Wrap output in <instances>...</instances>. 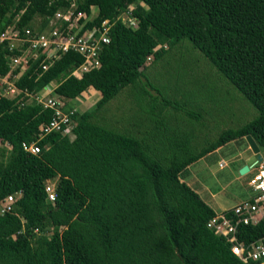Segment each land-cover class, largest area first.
I'll list each match as a JSON object with an SVG mask.
<instances>
[{"label":"trees","instance_id":"trees-1","mask_svg":"<svg viewBox=\"0 0 264 264\" xmlns=\"http://www.w3.org/2000/svg\"><path fill=\"white\" fill-rule=\"evenodd\" d=\"M71 1L74 12L96 9L86 25L110 23L99 67L70 76L82 57L67 51L38 77V60L29 61L15 85L36 91L54 81L53 94L63 102L89 87L99 97L92 110L74 112L68 132L37 139L52 110L0 96V201L18 193L0 214V264H259L241 262L205 227L214 212L182 171L245 135L264 148V0H0V22L18 14V26L39 19L42 28ZM183 39L256 110L250 121L196 150L191 133L161 147L158 138L150 144L94 121L95 111L123 87L135 90L143 57L159 59L165 49L158 45ZM12 52L0 45V75ZM22 141H35L39 151H23ZM263 235L264 216L240 225L237 239L248 244Z\"/></svg>","mask_w":264,"mask_h":264},{"label":"rangeland","instance_id":"rangeland-1","mask_svg":"<svg viewBox=\"0 0 264 264\" xmlns=\"http://www.w3.org/2000/svg\"><path fill=\"white\" fill-rule=\"evenodd\" d=\"M160 46L165 49L161 58L153 60L152 54L143 57L144 76L135 90L128 85L123 87L95 111L94 121L140 139L147 138L150 144L158 138L161 147L181 139L172 136L191 133V143L196 147L191 146L196 150L213 141L222 130L237 128L256 115L250 103L188 40L174 44L164 41L157 47ZM55 85L54 81L49 82L46 88ZM98 97L97 91L89 89L68 99L63 107L75 108L78 113L90 111ZM245 148L248 145L244 138L228 141L189 164L182 177L194 187L211 191L222 186L217 197L220 203L227 205L245 198L246 179L238 172L246 157L241 154ZM258 152L264 160V148L260 147ZM248 154L254 158L251 151ZM248 161L249 167L252 162Z\"/></svg>","mask_w":264,"mask_h":264},{"label":"built area","instance_id":"built-area-1","mask_svg":"<svg viewBox=\"0 0 264 264\" xmlns=\"http://www.w3.org/2000/svg\"><path fill=\"white\" fill-rule=\"evenodd\" d=\"M74 10L75 5L71 1L64 10L57 9L48 16L42 28L38 25L39 19L32 22L31 27L18 26V14L8 23L0 22V45L9 52L16 51L8 54L9 68L0 75V96L14 99L20 106L36 103L52 110L50 119L38 126L37 139L51 131L68 132L74 124L72 116L76 109L64 108L65 102L53 94L54 87L49 89L44 85L40 90L28 91L17 87L15 80L28 68L29 61L38 60V77L67 51H74L82 57L81 62L68 72L70 76L80 78L83 73L99 67V52L109 41L110 23L107 19L101 20L98 25H86L96 11L92 14V7L88 14ZM20 146L31 154L39 151L35 141H22ZM243 174H248L247 197L227 210L214 213L205 222V227L222 238L229 245L230 252L241 262L250 260L264 264V235L248 244L237 239L240 225L254 224L264 216V160H254ZM44 191L46 198L52 201L54 190L51 182L45 184ZM17 196L18 193L9 194L0 201V214L10 210Z\"/></svg>","mask_w":264,"mask_h":264},{"label":"crops","instance_id":"crops-1","mask_svg":"<svg viewBox=\"0 0 264 264\" xmlns=\"http://www.w3.org/2000/svg\"><path fill=\"white\" fill-rule=\"evenodd\" d=\"M93 9V12H94V7H92ZM89 89H92L91 87H89L88 89L82 91L81 93L89 90ZM93 91H95L94 89H92ZM80 93V94H81ZM258 147V146H257ZM247 149L248 148H245V149H242L241 151V154L245 155L246 157L243 158L244 162L241 163V165L239 166V168L243 165H246L248 164V159L251 160V162H253L255 160V155H254V158L251 157L250 154L247 153ZM215 150V149H214ZM258 151H259V147H258ZM247 153V154H246ZM262 158V157H261ZM191 164V163H190ZM188 166H186L185 169H188ZM185 172V170L183 171ZM184 176V174H183ZM238 175H236L234 178L237 179ZM244 177V180L246 179V175L243 176ZM183 181L192 189L194 190L198 197L214 212V213H218V212H222L224 210H227L229 209L232 205H234L235 203H237L238 201H240L241 199H243L244 197H242L241 199H239L238 201L234 200L233 203H230V204H224L223 203H220L217 199L218 195L220 194L221 190H222V186L219 187L218 186V189H216L215 191H211L209 190L208 188L206 189L205 187H194L193 185H191V183L187 182L186 179H183ZM230 199V198H229Z\"/></svg>","mask_w":264,"mask_h":264},{"label":"water","instance_id":"water-1","mask_svg":"<svg viewBox=\"0 0 264 264\" xmlns=\"http://www.w3.org/2000/svg\"><path fill=\"white\" fill-rule=\"evenodd\" d=\"M244 139L248 145V149L251 151L253 155H255V160H261V155L258 152V147L255 142L251 139L249 135H245ZM247 170V166L243 165L239 168V174H243Z\"/></svg>","mask_w":264,"mask_h":264}]
</instances>
